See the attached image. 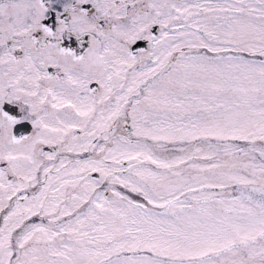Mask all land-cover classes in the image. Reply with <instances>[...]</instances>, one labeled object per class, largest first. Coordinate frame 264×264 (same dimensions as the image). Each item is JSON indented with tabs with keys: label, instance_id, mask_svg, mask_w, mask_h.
<instances>
[{
	"label": "snow or ice",
	"instance_id": "1",
	"mask_svg": "<svg viewBox=\"0 0 264 264\" xmlns=\"http://www.w3.org/2000/svg\"><path fill=\"white\" fill-rule=\"evenodd\" d=\"M0 264H264V0H0Z\"/></svg>",
	"mask_w": 264,
	"mask_h": 264
},
{
	"label": "water",
	"instance_id": "2",
	"mask_svg": "<svg viewBox=\"0 0 264 264\" xmlns=\"http://www.w3.org/2000/svg\"><path fill=\"white\" fill-rule=\"evenodd\" d=\"M29 128H30V126H29ZM20 131H23V129H21Z\"/></svg>",
	"mask_w": 264,
	"mask_h": 264
}]
</instances>
